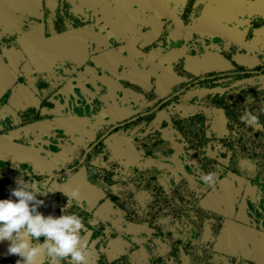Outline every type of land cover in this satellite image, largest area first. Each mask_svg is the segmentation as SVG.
<instances>
[{
	"label": "flooded vegetation",
	"instance_id": "af4514ba",
	"mask_svg": "<svg viewBox=\"0 0 264 264\" xmlns=\"http://www.w3.org/2000/svg\"><path fill=\"white\" fill-rule=\"evenodd\" d=\"M262 106L264 0H0V199L46 182L89 264H264Z\"/></svg>",
	"mask_w": 264,
	"mask_h": 264
},
{
	"label": "clouds",
	"instance_id": "9594fccd",
	"mask_svg": "<svg viewBox=\"0 0 264 264\" xmlns=\"http://www.w3.org/2000/svg\"><path fill=\"white\" fill-rule=\"evenodd\" d=\"M251 98L248 103H251ZM264 113V106L260 108ZM240 120L252 127H260L258 115L245 109ZM200 179L209 187H215L217 173L210 171L201 173ZM53 192L46 182H25L23 174L16 181V187L11 191L9 199H0V242L10 241L7 252L19 256L16 264H37L42 250L50 257L48 264H89L90 246L82 232L86 231L83 220L75 213L68 214L62 209L59 217L44 215L37 212V207L43 204L38 196ZM68 196V195H67ZM69 201L78 197L73 191ZM14 198V199H13ZM43 241L37 243L38 241Z\"/></svg>",
	"mask_w": 264,
	"mask_h": 264
}]
</instances>
